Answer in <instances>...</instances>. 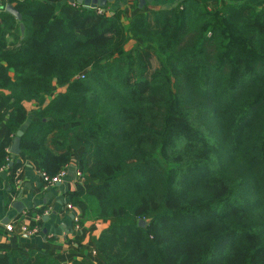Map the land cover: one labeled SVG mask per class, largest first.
<instances>
[{
  "label": "trees",
  "instance_id": "trees-1",
  "mask_svg": "<svg viewBox=\"0 0 264 264\" xmlns=\"http://www.w3.org/2000/svg\"><path fill=\"white\" fill-rule=\"evenodd\" d=\"M0 3L25 25L0 8V167L31 159L52 178L84 149L89 187L68 195L107 223L90 234L101 264H264V4L182 0L126 23L67 0ZM0 264L62 263L35 249Z\"/></svg>",
  "mask_w": 264,
  "mask_h": 264
},
{
  "label": "crops",
  "instance_id": "crops-1",
  "mask_svg": "<svg viewBox=\"0 0 264 264\" xmlns=\"http://www.w3.org/2000/svg\"><path fill=\"white\" fill-rule=\"evenodd\" d=\"M180 1L182 0H146L144 7L140 8L139 0H115L108 4L106 10L122 11L124 20L128 23L129 19L142 10L170 8ZM225 1L250 3L255 6L264 4V0ZM56 6L59 8L61 4ZM56 91L60 89L54 92ZM2 95L3 91L0 90V100ZM26 107L28 119L22 128L23 132L35 119L39 103L31 101L26 103ZM3 125L2 121L0 128ZM11 155L12 163L21 160L20 154ZM79 156L80 152L72 154L70 163L62 170L66 172L65 176L55 184L44 181L40 166L31 159L24 160L13 176L8 166L0 167V251L44 250L53 254L62 264H72L75 259L87 255L96 264H101L94 255L90 234H98L107 223L88 219L85 202L79 201L74 205L68 195L69 191H84L89 187L83 175H78V172L81 173ZM16 202H20V210L14 207ZM8 224L13 226L11 231L6 228ZM24 228L29 230L37 228L38 232L29 234Z\"/></svg>",
  "mask_w": 264,
  "mask_h": 264
},
{
  "label": "water",
  "instance_id": "water-1",
  "mask_svg": "<svg viewBox=\"0 0 264 264\" xmlns=\"http://www.w3.org/2000/svg\"><path fill=\"white\" fill-rule=\"evenodd\" d=\"M70 3H77L78 5L82 6L83 8L86 9H106L108 4L113 3L115 0H68ZM146 4V0H139V7L143 8L144 5ZM4 9V11L12 14L13 16L16 17V19L20 22V28H21V33H25V25L22 21L23 17L22 14L16 9L15 5L12 3H7L5 6H2L0 4V8ZM23 131L19 130L17 132L16 137L14 138L11 147L9 148V152L14 155H19L21 153V137L23 135ZM20 202H16L14 204V207L17 210H20ZM140 225L144 226L145 222L144 220L139 221Z\"/></svg>",
  "mask_w": 264,
  "mask_h": 264
},
{
  "label": "built area",
  "instance_id": "built-area-1",
  "mask_svg": "<svg viewBox=\"0 0 264 264\" xmlns=\"http://www.w3.org/2000/svg\"><path fill=\"white\" fill-rule=\"evenodd\" d=\"M71 4L76 5V6H80V5H78L77 3H71ZM97 10H99L100 12H102V11H104V10H106V9H97ZM65 174H66L65 171H61L60 173H58L57 175H55V176L52 177V178H49L48 176H46L45 174H43V179H44L45 182H47V183H49V184H55V183L61 181V179L65 176ZM78 175H81V176H82V174L79 173V172H78ZM69 207L71 208V205H69ZM6 228H7L8 230L11 231V230L13 229V226H12V224H8V225L6 226ZM24 229H25V231L28 232L29 234H33V233L38 232V229H37V228L31 229V230H29V229H27V228H24Z\"/></svg>",
  "mask_w": 264,
  "mask_h": 264
},
{
  "label": "rangeland",
  "instance_id": "rangeland-1",
  "mask_svg": "<svg viewBox=\"0 0 264 264\" xmlns=\"http://www.w3.org/2000/svg\"><path fill=\"white\" fill-rule=\"evenodd\" d=\"M157 64H158V62H155V63H154V65H157ZM56 92H58V91H56ZM83 151H84V149H81V150L79 151V152H80V156H79V165H80V157H81V155L83 154ZM81 171H82V170H81ZM81 171H80V172H81ZM81 174L84 175L83 172H81ZM146 225H147V223L144 224V226H146ZM94 255H96V254H95V251H94Z\"/></svg>",
  "mask_w": 264,
  "mask_h": 264
}]
</instances>
